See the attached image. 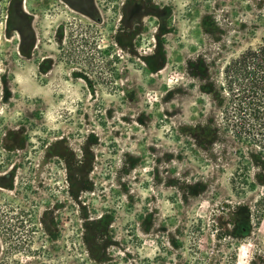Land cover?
<instances>
[{
	"label": "rangeland",
	"instance_id": "rangeland-1",
	"mask_svg": "<svg viewBox=\"0 0 264 264\" xmlns=\"http://www.w3.org/2000/svg\"><path fill=\"white\" fill-rule=\"evenodd\" d=\"M12 1L0 264H264V130L239 133L224 79L264 46V0H100L98 25L25 0L32 58L7 26Z\"/></svg>",
	"mask_w": 264,
	"mask_h": 264
},
{
	"label": "trees",
	"instance_id": "trees-1",
	"mask_svg": "<svg viewBox=\"0 0 264 264\" xmlns=\"http://www.w3.org/2000/svg\"><path fill=\"white\" fill-rule=\"evenodd\" d=\"M226 68L224 79L228 103L238 101L231 107L232 116L238 118L236 129L240 134L255 139V135L262 134L264 130V46L245 51L230 61ZM226 118V122H230L229 117Z\"/></svg>",
	"mask_w": 264,
	"mask_h": 264
},
{
	"label": "flooded vegetation",
	"instance_id": "flooded-vegetation-1",
	"mask_svg": "<svg viewBox=\"0 0 264 264\" xmlns=\"http://www.w3.org/2000/svg\"><path fill=\"white\" fill-rule=\"evenodd\" d=\"M50 0H44L42 3L48 4ZM61 6L66 7L70 11L78 14L85 20H88L89 24H103L104 22V5L100 2V0H57ZM12 11L11 16L7 20V26L12 29L15 28L20 35V46L22 47L23 51L27 52L30 57L32 58L35 54L34 49L37 47L39 42L37 36V19L33 12L26 11L27 4L25 0H13L12 1ZM81 20V19H80ZM88 26H84V30H89ZM61 34H66V27L65 25H61L60 27ZM81 33L80 36L88 37ZM113 39L115 38L116 34L112 31ZM120 37V35H118ZM122 38V37H120ZM124 42H127V39H121ZM84 43L92 44L86 39H81ZM95 44V42H93ZM108 51V50H107ZM43 65H41L40 69L45 73L49 72L48 70L51 69L53 62L50 60L49 57H45L43 61ZM79 74V73H77Z\"/></svg>",
	"mask_w": 264,
	"mask_h": 264
}]
</instances>
